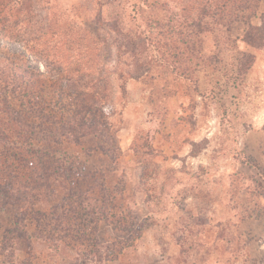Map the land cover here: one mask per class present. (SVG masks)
<instances>
[{"label":"rangeland","instance_id":"374dc122","mask_svg":"<svg viewBox=\"0 0 264 264\" xmlns=\"http://www.w3.org/2000/svg\"><path fill=\"white\" fill-rule=\"evenodd\" d=\"M9 19L0 264H264V0H31ZM116 30L145 40L131 55Z\"/></svg>","mask_w":264,"mask_h":264},{"label":"trees","instance_id":"16d2710c","mask_svg":"<svg viewBox=\"0 0 264 264\" xmlns=\"http://www.w3.org/2000/svg\"><path fill=\"white\" fill-rule=\"evenodd\" d=\"M31 0H0V24H1V29H0V34L3 32H5V30H9V25H12L13 21H10L9 19V15L12 14V11L15 9L16 6L22 4V6L24 4L30 3ZM7 25V26H6ZM16 23H13V26H16ZM117 33L120 35L118 37V41L120 38H122V42L119 41V45H118V49L120 50V48L122 46H126V51H129L130 54H134L136 53V50L138 49V42L139 39L141 40V42H144V38L138 36V38L135 35H123L122 34V30H116ZM125 51V50H124ZM137 67V65H136ZM139 69V68H138ZM128 76L130 78H132L133 76H131V74H128ZM97 80H102L101 77L97 78ZM124 91V90H123ZM87 94V91L85 93H83L80 97H84ZM94 96V95H93ZM90 101H92V105L96 102H98V99L96 98H92ZM82 103V101H81ZM8 106V104H6V107ZM85 107V104H81V108ZM80 116L79 113L76 114V117ZM82 121V119H80ZM77 129V128H76Z\"/></svg>","mask_w":264,"mask_h":264}]
</instances>
